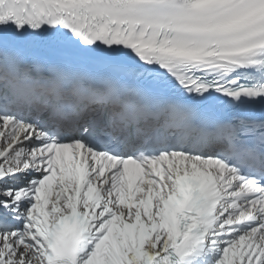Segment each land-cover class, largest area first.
Wrapping results in <instances>:
<instances>
[{
    "label": "snow or ice",
    "instance_id": "1",
    "mask_svg": "<svg viewBox=\"0 0 264 264\" xmlns=\"http://www.w3.org/2000/svg\"><path fill=\"white\" fill-rule=\"evenodd\" d=\"M0 264H264V0H0Z\"/></svg>",
    "mask_w": 264,
    "mask_h": 264
}]
</instances>
